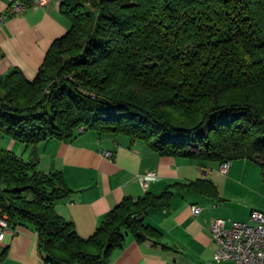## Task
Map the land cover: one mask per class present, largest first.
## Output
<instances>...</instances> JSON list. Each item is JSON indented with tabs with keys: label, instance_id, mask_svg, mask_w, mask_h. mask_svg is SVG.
<instances>
[{
	"label": "trees",
	"instance_id": "16d2710c",
	"mask_svg": "<svg viewBox=\"0 0 264 264\" xmlns=\"http://www.w3.org/2000/svg\"><path fill=\"white\" fill-rule=\"evenodd\" d=\"M60 10L70 26L34 78L0 77V135L33 145L123 134L160 156L251 160L264 182V0H69ZM36 164L0 148V209L35 227L48 264H102L125 232L159 235L143 215L169 204L170 187L124 197L83 238L54 208L71 191L61 174Z\"/></svg>",
	"mask_w": 264,
	"mask_h": 264
},
{
	"label": "crops",
	"instance_id": "0c3cea01",
	"mask_svg": "<svg viewBox=\"0 0 264 264\" xmlns=\"http://www.w3.org/2000/svg\"><path fill=\"white\" fill-rule=\"evenodd\" d=\"M13 1L0 0V15H7L0 20V77L18 70L32 80L53 41L70 26L60 10L61 3L69 0H46L44 6L34 5L36 0H20L25 7L18 14H10ZM15 142L18 141L12 140L7 149L25 161L36 159L40 171L61 174L71 191L57 200L54 208L72 222L83 238L92 235L105 214L124 197L135 200L147 192L158 195L170 187L173 194L169 204L149 208L143 215L144 224L159 235L137 240L125 232L123 245L115 248L102 264H226L213 259L216 245L209 228L211 221H247L251 210L264 209V202H260L245 218H226L234 201L231 196L253 194H249L253 190L247 180L255 163L248 159L230 161L228 172L223 174L218 162V169L213 170V162L160 156L141 140L92 130L76 133L67 141L51 138L27 145L21 153L13 151ZM17 148L20 151L19 145ZM105 150L112 156H104ZM198 179H209L215 190L206 185L190 186ZM261 181L257 191L264 195ZM193 205L200 207L196 214L192 212ZM0 264H48L38 248L37 231L31 223H10L0 244Z\"/></svg>",
	"mask_w": 264,
	"mask_h": 264
},
{
	"label": "built area",
	"instance_id": "2783aa9c",
	"mask_svg": "<svg viewBox=\"0 0 264 264\" xmlns=\"http://www.w3.org/2000/svg\"><path fill=\"white\" fill-rule=\"evenodd\" d=\"M46 4V0H36L34 5ZM25 7L20 0H15L9 8L10 14H18ZM7 15H0L3 21ZM104 156L111 157L110 151H103ZM230 161L219 163V171L226 174ZM146 185V178L143 180ZM200 207L193 205L192 212L198 213ZM8 216L0 209V244L9 227ZM210 232L216 249L213 259L217 263L226 264H264V212L251 210L247 221L215 218L210 223Z\"/></svg>",
	"mask_w": 264,
	"mask_h": 264
},
{
	"label": "rangeland",
	"instance_id": "374dc122",
	"mask_svg": "<svg viewBox=\"0 0 264 264\" xmlns=\"http://www.w3.org/2000/svg\"><path fill=\"white\" fill-rule=\"evenodd\" d=\"M12 139L6 135V134H1L0 135V148H9L10 143H11ZM17 143L15 148H14V152L17 151L19 153L22 152V150L24 149L25 146H27L26 144L22 143V142H15ZM17 145H19L20 147V151H18ZM12 150V149H11ZM233 161V160H232ZM215 165H217V163L213 162L210 164V166L212 167L213 170H217L218 169V165L215 167ZM251 170L248 173V179L247 183L249 184V186L252 188L253 192H250L249 194L253 193L252 195L249 196H242L240 197L239 195H234L231 196L234 201L232 200V203L229 205V210L230 214L226 217L228 219H235L236 217H242L245 218L247 216V214L249 213V210H251V208H256V206L258 204H260V202H264V195H262L259 191H257V183L261 182L262 183V178L261 177V173H260V168L259 166L256 164H252L251 166ZM228 191L229 188H228ZM264 191V190H263ZM262 191V192H263ZM232 193V192H231ZM264 193V192H263ZM261 211L264 212V209H261ZM229 213V211H228Z\"/></svg>",
	"mask_w": 264,
	"mask_h": 264
}]
</instances>
